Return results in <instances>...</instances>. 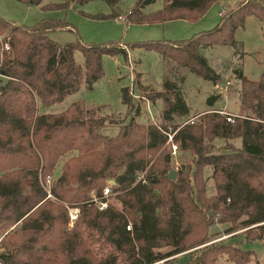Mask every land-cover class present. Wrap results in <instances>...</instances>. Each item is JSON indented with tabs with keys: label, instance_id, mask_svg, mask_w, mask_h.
<instances>
[{
	"label": "trees",
	"instance_id": "trees-1",
	"mask_svg": "<svg viewBox=\"0 0 264 264\" xmlns=\"http://www.w3.org/2000/svg\"><path fill=\"white\" fill-rule=\"evenodd\" d=\"M73 1L89 0H61L46 6L66 9ZM107 1L111 12L90 15L117 17L120 0ZM155 1L137 0L127 24L195 20L217 0H162L161 7L145 12L144 7ZM248 14L264 22V0H240L215 27L190 37L139 43L163 58L162 90H148L139 80L146 93L141 98L164 100L162 121L137 120L142 104L131 87L124 86L122 100L134 115L118 124L116 134L107 132L111 118L99 116L97 108L83 100L58 111L38 108L62 102L83 85L92 88L105 73L104 56L129 58L127 44H91L82 39L61 43L49 32L69 28L68 22L42 18L27 26L0 15V34L5 33L0 40V72L7 76L0 81V264H154L203 244L189 252L187 264H224V255L237 264L252 260L255 251L243 248L233 234L211 241L209 227L218 218L230 223L228 233L247 227V239L264 238V72L252 79L243 67L234 68L242 80L238 113L216 107L191 117L178 85L188 72L215 83L222 79L206 50L217 43L241 50L235 30ZM4 42H9V50L3 48ZM77 49L84 63L77 61ZM219 97L210 95L208 104L214 106ZM31 113L32 123L27 125L24 117ZM183 117V122L178 121ZM169 132L181 148L195 154V169L188 162L175 179L168 176ZM217 137L242 138V145L217 146L213 142ZM59 165L68 178L57 179L52 186L60 202L47 198V188L41 184ZM208 165L216 187L210 196L208 178L203 176ZM144 169L145 180L139 178ZM110 178L115 180L112 191H117L121 207L105 196ZM93 190L97 204L90 200ZM100 200L107 201L105 208L99 207ZM69 204L81 207L80 219L72 227ZM91 240L111 244L113 250L101 255ZM165 245L171 249L162 251Z\"/></svg>",
	"mask_w": 264,
	"mask_h": 264
},
{
	"label": "rangeland",
	"instance_id": "rangeland-1",
	"mask_svg": "<svg viewBox=\"0 0 264 264\" xmlns=\"http://www.w3.org/2000/svg\"><path fill=\"white\" fill-rule=\"evenodd\" d=\"M58 1L61 0H43L38 4H34L26 0H0V15L27 26H34L42 18H54L68 22L70 24L69 28L59 27L52 29L49 35L61 43L75 42L78 39L91 44L120 41L123 44H127L129 58H126L123 54L104 56L105 73L94 83L92 88L83 85L78 91L70 93L62 102L49 107L40 104L38 109L40 112L48 110L58 111L67 107L75 100H83L87 103V106L93 105L96 107L99 116L104 115L109 119L111 118L110 120L112 121H107V132L116 134L118 124H121L124 120L127 121L128 118L134 115V112L122 100V88L124 86H130L134 96H136V101L140 100L142 104L141 113L136 116L137 120L147 123H160L162 121L161 114L164 100L160 97L155 101L141 98V95L145 91L139 84L142 81L143 84L148 85L146 87L148 90L151 87L155 90L163 89V58L158 51L147 49L144 46H140L139 43L152 40L187 38L200 31L211 29L220 21V10L224 8L226 12L240 0H217L212 3L200 18L195 20L179 18L157 23L131 22L129 24H127V15L130 9L134 8L137 0H120L116 6L120 14L117 17L108 18L90 15L111 12L113 7L107 0H89L83 4L73 1L66 9L46 6ZM161 5L162 0H157L146 5L144 11L150 12L156 10ZM4 36L5 33H1L0 40ZM235 38L241 50H237V47L233 44L223 43L214 44L206 50L211 64L222 74V79L218 83L194 72H188L184 81H178V85L182 92H184L189 105L191 117L204 110L216 107L222 108L225 111L240 112L239 96L242 80L237 77L234 68L243 67L245 74L252 79H259L264 72V22L260 17L256 14H248L244 23L235 30ZM75 56L78 62L84 63V56L80 49L75 51ZM6 79L7 77L3 79V82ZM212 94L220 95L214 106L209 105L207 101L208 97ZM186 117L177 119L183 122ZM24 123L27 125L32 123V113L24 117ZM170 130H172L171 126ZM213 142L217 146H223L225 142H232L237 146H241L242 138L236 137L226 140L217 137ZM168 147L171 148L170 145ZM194 156L195 154L191 150L183 149L179 144L176 153L171 151V168L175 169L178 175L179 168H182L188 162H192L191 170L195 169ZM203 170L204 178H208L206 179L207 194L210 196L216 192L215 179L212 177L213 169L211 165H208ZM144 172L146 173L145 169L139 175L141 178H145V175L141 176ZM57 179H68L62 173L60 165L57 166L51 176L41 179V184L47 188V198L60 202L52 191L54 181ZM110 181L113 184L115 183L113 178L107 180V183ZM116 194L117 191H112L109 194V202L121 207L120 202L115 197ZM90 195V200L95 199L94 202L97 204L99 199L96 190H93ZM61 203L65 204L67 201H62ZM67 208L70 214L69 227H72L80 219L81 207L69 204ZM130 225L128 227H131ZM229 225L228 221H219L218 218H215V222L209 227L211 241L228 239L233 234L235 238L241 241L243 248L255 251L252 260L246 264H264V238L247 239L245 237L247 227L237 228L228 233L225 230ZM2 237L3 234L0 232V246ZM90 244L101 255L113 250L111 244L104 243L103 241L92 242L91 240ZM200 246L174 253L154 264H187L189 252ZM170 249L171 247L168 245L161 247L162 251ZM221 262L224 264H237L227 260L226 255L222 257ZM119 263H121L120 260Z\"/></svg>",
	"mask_w": 264,
	"mask_h": 264
},
{
	"label": "built area",
	"instance_id": "built-area-1",
	"mask_svg": "<svg viewBox=\"0 0 264 264\" xmlns=\"http://www.w3.org/2000/svg\"><path fill=\"white\" fill-rule=\"evenodd\" d=\"M225 13V9L224 8H222L221 10H220V15H222V14H224ZM11 46H10V44H9V42H4L3 43V48H5V49H9ZM7 76L5 75V74H2L1 72H0V81L4 78H6ZM168 142H170V145H171V148H172V152L173 153H176L177 152V149L179 148V143L178 142H176L175 140H174V138H173V133H171V132H169V136H168ZM141 176H144V173H143V175H141ZM139 178L141 179V177L139 176ZM144 180H145V178H144ZM112 185H113V183L110 181L108 184H107V186L105 187V189H104V193H105V196H109V194L110 193H112ZM107 206V201H105V200H100L99 201V207L100 208H105Z\"/></svg>",
	"mask_w": 264,
	"mask_h": 264
},
{
	"label": "water",
	"instance_id": "water-1",
	"mask_svg": "<svg viewBox=\"0 0 264 264\" xmlns=\"http://www.w3.org/2000/svg\"><path fill=\"white\" fill-rule=\"evenodd\" d=\"M168 176H169L170 178L175 179L176 176H177V172H176V170H175V169H171V170L169 171V173H168Z\"/></svg>",
	"mask_w": 264,
	"mask_h": 264
},
{
	"label": "crops",
	"instance_id": "crops-1",
	"mask_svg": "<svg viewBox=\"0 0 264 264\" xmlns=\"http://www.w3.org/2000/svg\"><path fill=\"white\" fill-rule=\"evenodd\" d=\"M237 113V112H236Z\"/></svg>",
	"mask_w": 264,
	"mask_h": 264
}]
</instances>
